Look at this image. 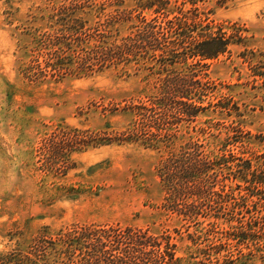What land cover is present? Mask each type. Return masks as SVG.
I'll use <instances>...</instances> for the list:
<instances>
[{
    "label": "rangeland",
    "instance_id": "1",
    "mask_svg": "<svg viewBox=\"0 0 264 264\" xmlns=\"http://www.w3.org/2000/svg\"><path fill=\"white\" fill-rule=\"evenodd\" d=\"M147 1L0 0V264L16 258L27 264L28 255L38 264H83L86 251L52 244L81 227L171 235L182 264H264L262 231L239 243L229 226L232 207L223 211L216 196H191L184 187L176 194L185 183L163 181L175 165L187 177L186 166L200 158L210 172L196 173L199 181L218 191L227 184L238 197L250 194L241 167L246 160L264 163V0H197L224 28L239 25L249 36L247 46H233L211 65L210 99L223 100L192 123L176 119L184 117L178 106H155L145 96L163 86L160 73L165 86L178 77L171 67L162 72L154 60L138 74L134 63L91 74L99 35L111 28L126 37ZM129 11L134 18L121 22ZM64 30L88 38L86 47H74L88 61L87 76L57 68L68 53L60 48L70 38ZM98 54L104 56L101 49ZM232 96L239 110L227 101ZM133 132L137 143L128 141ZM158 138L160 149L143 144ZM256 200L261 211L255 215L264 223V199L250 196L252 209ZM189 205L203 207L202 214L174 210Z\"/></svg>",
    "mask_w": 264,
    "mask_h": 264
},
{
    "label": "trees",
    "instance_id": "2",
    "mask_svg": "<svg viewBox=\"0 0 264 264\" xmlns=\"http://www.w3.org/2000/svg\"><path fill=\"white\" fill-rule=\"evenodd\" d=\"M187 3L188 1L179 0H148L141 3L140 9H137L138 21L133 19L134 12H127L121 22L133 19L129 34L121 38L116 30L107 28L106 33L99 35V44L93 46L94 52L97 53L94 56L93 66L97 69L91 71V74L111 68H121L124 71L131 63H134L133 66L137 70L135 74H138V71L148 70L150 68L148 64L152 63L151 61L155 62L154 60L156 65L159 64V68H162V72L171 67L178 77L165 86L164 80L167 78L160 73L157 80L163 82V86L145 93V96L155 106L157 104L161 107L162 105L178 106L184 117L176 116V119L181 118L192 123L200 119L211 106H220L223 99L216 103L210 99L212 94L209 91V84L212 83V77L209 69L221 55L230 53L233 46H247L249 29L237 25L238 30L231 26L233 30L230 31L224 28L225 25L217 22L216 18L200 11L197 0H189L192 4L189 7ZM64 20L67 21V17H64ZM77 20L84 21V18ZM64 31L70 38L68 36L63 38L60 48L68 53L58 59L57 68L70 76H87L88 61L76 55L74 47H86L88 38L79 31ZM100 49L104 56L98 54ZM160 59H165L166 63L161 65ZM200 66L204 68V72L198 69ZM149 76L151 74L146 73L143 80L149 81L151 78ZM227 101L234 106V109L239 110L233 96L228 97ZM223 108L230 109L226 106ZM230 114L232 113H228ZM134 135L135 132L129 134V142H138L137 139H133ZM155 136L159 137V134L156 133ZM160 142L161 139L158 138L152 145L143 144L149 148L160 149ZM228 145L224 146L225 152L230 151L227 150ZM224 164L231 165V169L237 166L231 160H227ZM172 170L163 175V181L169 184L173 183V180L185 183L173 190L176 194L184 187L191 196H216L223 211L232 207L233 218L230 219L229 226L236 233L239 243L248 241L251 235L259 236L264 233V223H260V216L255 215L261 211L257 205L255 208V203L259 201H254V209L249 202L250 196H257L259 200L264 199L258 196V192H264V163H257L254 166L252 160L245 161L240 176L241 181L249 186L251 191L247 196L240 197L236 196L233 190L230 192L227 184H224L220 192L216 185L212 184L213 182L199 181L195 176L196 173L205 171L206 175H209L210 172L206 163L200 158H193L186 166V171L189 173L187 177L177 175L179 166L175 165ZM202 209L203 207L198 205H189L187 211L180 208L174 210L179 215L190 217L202 214ZM244 210L250 214L248 218H245V215L239 216ZM234 220H237L236 224L232 223ZM92 228L94 227H81L62 233L61 237L52 244L54 246L59 244L69 252L86 251L87 256L82 261L83 264H182L183 262V258L178 255V244L172 240L171 235L160 237L159 234L150 235L147 231L132 228H126L124 232H118L119 228L115 227H100L97 231ZM25 258L28 260L27 264L39 262L29 255ZM239 261L240 259H233L230 264H239ZM11 262L18 264L21 260L16 258ZM225 263L224 261L220 264Z\"/></svg>",
    "mask_w": 264,
    "mask_h": 264
}]
</instances>
